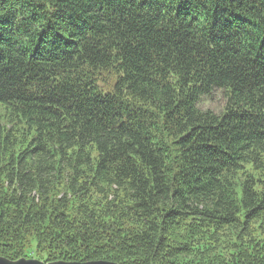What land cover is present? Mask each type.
Wrapping results in <instances>:
<instances>
[{"label":"trees","instance_id":"trees-1","mask_svg":"<svg viewBox=\"0 0 264 264\" xmlns=\"http://www.w3.org/2000/svg\"><path fill=\"white\" fill-rule=\"evenodd\" d=\"M0 257L264 264V0H0Z\"/></svg>","mask_w":264,"mask_h":264},{"label":"water","instance_id":"water-1","mask_svg":"<svg viewBox=\"0 0 264 264\" xmlns=\"http://www.w3.org/2000/svg\"><path fill=\"white\" fill-rule=\"evenodd\" d=\"M0 264H115V263L108 261H95L90 263H67V262L45 263L35 259H31V260L22 259L18 261H10L8 259L0 257Z\"/></svg>","mask_w":264,"mask_h":264},{"label":"rangeland","instance_id":"rangeland-1","mask_svg":"<svg viewBox=\"0 0 264 264\" xmlns=\"http://www.w3.org/2000/svg\"><path fill=\"white\" fill-rule=\"evenodd\" d=\"M222 105V99L220 96H215L211 100H208L206 103L205 108L207 109H213V110H218Z\"/></svg>","mask_w":264,"mask_h":264}]
</instances>
